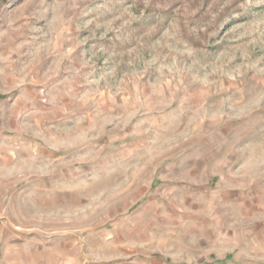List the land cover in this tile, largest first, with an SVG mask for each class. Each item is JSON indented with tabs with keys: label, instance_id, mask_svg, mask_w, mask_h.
<instances>
[{
	"label": "rangeland",
	"instance_id": "rangeland-1",
	"mask_svg": "<svg viewBox=\"0 0 264 264\" xmlns=\"http://www.w3.org/2000/svg\"><path fill=\"white\" fill-rule=\"evenodd\" d=\"M0 204L13 264H264V0H0Z\"/></svg>",
	"mask_w": 264,
	"mask_h": 264
},
{
	"label": "crops",
	"instance_id": "crops-1",
	"mask_svg": "<svg viewBox=\"0 0 264 264\" xmlns=\"http://www.w3.org/2000/svg\"><path fill=\"white\" fill-rule=\"evenodd\" d=\"M10 209H11L10 205H5V207H2V205L0 204V251L1 249H3L4 251V256L2 258L0 257V264H5V262L7 261L8 263L13 264L12 262L13 258L11 257L12 255L9 254L10 251L12 250V245L9 241H6L5 244L3 243L4 242L3 240L5 239V237H7V235L18 233V230H19L18 223L15 222L10 215V212H9ZM2 210H3V213H2ZM3 244H4V247L1 248V245ZM16 253L18 252L16 251ZM29 261H30V264H36L35 254L33 258H29ZM16 264H18V262Z\"/></svg>",
	"mask_w": 264,
	"mask_h": 264
}]
</instances>
